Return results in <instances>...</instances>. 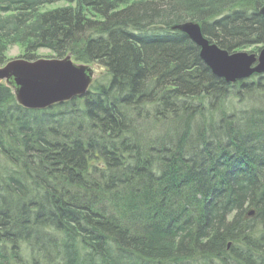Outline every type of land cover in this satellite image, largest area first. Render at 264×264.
<instances>
[{
    "label": "trees",
    "instance_id": "trees-1",
    "mask_svg": "<svg viewBox=\"0 0 264 264\" xmlns=\"http://www.w3.org/2000/svg\"><path fill=\"white\" fill-rule=\"evenodd\" d=\"M263 5L0 0V66L100 67L46 110L0 83V264H264V74L228 84L174 29L258 53Z\"/></svg>",
    "mask_w": 264,
    "mask_h": 264
},
{
    "label": "water",
    "instance_id": "water-1",
    "mask_svg": "<svg viewBox=\"0 0 264 264\" xmlns=\"http://www.w3.org/2000/svg\"><path fill=\"white\" fill-rule=\"evenodd\" d=\"M264 15V5L260 9ZM174 29L185 33L200 47V56L216 77L235 84L252 75L264 74V48L259 56L245 52L229 53L213 45L196 23H185ZM100 67L74 62L71 55L63 59H11L0 67V83L13 89L21 107L29 110H46L57 104L85 97ZM250 216H254L250 212Z\"/></svg>",
    "mask_w": 264,
    "mask_h": 264
},
{
    "label": "rangeland",
    "instance_id": "rangeland-1",
    "mask_svg": "<svg viewBox=\"0 0 264 264\" xmlns=\"http://www.w3.org/2000/svg\"><path fill=\"white\" fill-rule=\"evenodd\" d=\"M63 4H59L56 6H62ZM56 6H52V7H56ZM52 9V8H51ZM252 50V48H249V50H245L242 52L248 53ZM38 53V59H55V54L53 55L52 52H50L47 49H43L37 52ZM7 60L11 61V59H20V56L22 55V49L16 45H11L8 49H7ZM2 66V65H1ZM0 66V67H1ZM99 71V70H98ZM99 74V72H98ZM98 76V75H97ZM95 80V79H94Z\"/></svg>",
    "mask_w": 264,
    "mask_h": 264
},
{
    "label": "bare ground",
    "instance_id": "bare-ground-1",
    "mask_svg": "<svg viewBox=\"0 0 264 264\" xmlns=\"http://www.w3.org/2000/svg\"><path fill=\"white\" fill-rule=\"evenodd\" d=\"M189 23H192V22H189ZM196 24H198V23H196ZM200 26H201V24H199ZM202 27V26H201ZM203 33V32H202ZM208 39V38H207ZM209 40V39H208ZM193 42V41H192ZM209 42L211 43V41L209 40ZM194 43V42H193ZM195 44V43H194ZM212 44V43H211ZM214 45V44H213ZM263 48H264V46H263ZM262 48V49H263ZM261 49V50H262ZM261 50H260V52H261ZM260 52H258V53H250V54H256L257 56H259V54H260ZM100 70V69H99ZM251 78V77H250ZM250 78L249 79H246L245 81H248V80H250ZM237 83V82H236ZM211 198H209V200H210ZM206 202H208V199L206 200Z\"/></svg>",
    "mask_w": 264,
    "mask_h": 264
}]
</instances>
